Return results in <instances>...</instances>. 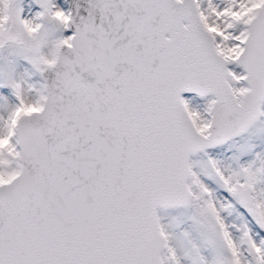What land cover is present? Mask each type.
Here are the masks:
<instances>
[{
    "label": "snow or ice",
    "instance_id": "obj_1",
    "mask_svg": "<svg viewBox=\"0 0 264 264\" xmlns=\"http://www.w3.org/2000/svg\"><path fill=\"white\" fill-rule=\"evenodd\" d=\"M0 264H264V0H0Z\"/></svg>",
    "mask_w": 264,
    "mask_h": 264
}]
</instances>
